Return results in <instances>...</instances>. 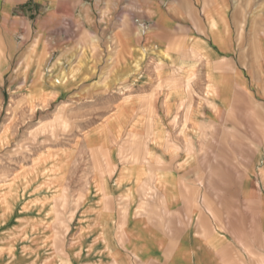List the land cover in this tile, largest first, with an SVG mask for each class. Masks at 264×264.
<instances>
[{"label": "crops", "instance_id": "obj_1", "mask_svg": "<svg viewBox=\"0 0 264 264\" xmlns=\"http://www.w3.org/2000/svg\"><path fill=\"white\" fill-rule=\"evenodd\" d=\"M69 65L109 92L77 146L82 201L63 236L43 234L57 206L18 207L0 264H264V0H0L8 79Z\"/></svg>", "mask_w": 264, "mask_h": 264}, {"label": "rangeland", "instance_id": "obj_2", "mask_svg": "<svg viewBox=\"0 0 264 264\" xmlns=\"http://www.w3.org/2000/svg\"><path fill=\"white\" fill-rule=\"evenodd\" d=\"M77 19L73 21L74 28L79 26ZM80 39L73 38L75 45ZM90 40V45H97V49L99 44ZM91 55L95 61L101 60L110 66L113 53L107 54L106 60L102 51ZM124 59L123 53L117 54V65L121 66ZM70 68L55 70L53 79L48 68H30L26 83L21 84L16 74L8 79L0 67V226L15 221L18 207L53 205L58 208V212L52 209L53 221H57L58 227L43 230V234L55 232L56 236L58 233L63 236L65 230L60 228L59 221H65L67 206L73 204L76 208L82 201V196L75 197L82 186V154L77 146L83 130L101 121L102 115L109 112L107 98L101 99L109 92L103 83L67 85L76 72ZM105 68L100 73L97 70L96 82L106 76ZM56 86L63 91L58 95L53 93L51 98L50 90ZM120 120L124 122L126 118Z\"/></svg>", "mask_w": 264, "mask_h": 264}, {"label": "bare ground", "instance_id": "obj_3", "mask_svg": "<svg viewBox=\"0 0 264 264\" xmlns=\"http://www.w3.org/2000/svg\"><path fill=\"white\" fill-rule=\"evenodd\" d=\"M69 204V203H68ZM57 208V207H56ZM58 215V214H57Z\"/></svg>", "mask_w": 264, "mask_h": 264}]
</instances>
